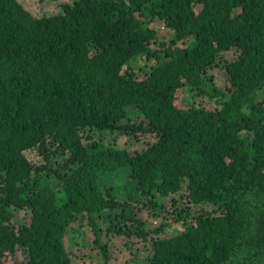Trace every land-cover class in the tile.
I'll return each instance as SVG.
<instances>
[{
	"label": "trees",
	"instance_id": "trees-1",
	"mask_svg": "<svg viewBox=\"0 0 264 264\" xmlns=\"http://www.w3.org/2000/svg\"><path fill=\"white\" fill-rule=\"evenodd\" d=\"M62 7L36 17L0 0V264L18 249L27 260L15 264H75L86 250L73 246L86 240L74 223L93 231L108 259L101 223L123 204L118 217L147 237L126 212L131 203L101 185L123 168L136 192L129 198L183 227L152 238L149 264H264V0ZM230 50L222 89L208 71ZM186 93L212 108L185 104ZM107 131L156 138L135 153L85 142ZM14 209L30 210V221L15 224Z\"/></svg>",
	"mask_w": 264,
	"mask_h": 264
},
{
	"label": "rangeland",
	"instance_id": "rangeland-1",
	"mask_svg": "<svg viewBox=\"0 0 264 264\" xmlns=\"http://www.w3.org/2000/svg\"><path fill=\"white\" fill-rule=\"evenodd\" d=\"M22 5L30 11L34 16H44V15H55L62 12V4L65 2H73V0H18ZM158 29V34L170 38L172 32L165 29L162 21H154L152 23ZM234 50L222 52L221 57L217 60L215 66H213L209 71V75L212 77L211 83L224 89L228 83V76L224 68V60H231L236 56ZM144 65V59L140 58L137 61L135 67L139 68ZM143 72L140 71V75ZM187 88H185L186 90ZM185 104L196 103L202 101L203 105L207 108H212L213 104L207 102V98L204 95L193 96L192 93L185 94ZM133 115V114H132ZM134 118V117H133ZM154 134H141L132 135L123 132H95L92 133L91 140H85L86 143H91L96 140L104 146L112 145L117 148H127L130 152L135 153L145 148L148 143L155 140ZM28 155L35 162H41L42 159L39 157L35 150H29ZM52 178H46V180H51ZM101 185L112 186L115 193L116 199L124 202L128 201L131 203L132 207L126 208V212L129 215H136L141 221V226L149 234L147 237L139 235L137 232V225L132 220H121L118 216L123 210L124 204L116 210L108 211L109 221H103L101 227L104 228L102 231V240L108 245L107 252L109 258L105 259L103 257L101 249L97 246L93 239V231H90L87 226H80L79 223H74L72 226H76L77 231L74 233L81 235V237L86 240L85 244L82 239L76 240L73 249L75 251L85 248V253L77 257L75 264H149L150 257L153 254L152 249V238L169 237L178 232H180L183 227L181 223L177 222L174 217H167L165 212L158 215L154 214L152 208H150L145 203H137L133 197L136 195L135 189L133 188V182L129 178V168H123L122 170L111 173L103 174L101 177ZM200 205L194 206V208H199ZM15 210V224L18 223H28L30 221V210L28 209H14ZM118 223L120 226L115 225L116 229L127 228L133 233L127 235L128 233L117 232L116 229L113 230L114 233H108L107 227L113 226V224ZM72 233L67 234L65 237V243L67 246L70 245L72 240ZM90 244V247H87ZM27 260V257L21 249H18L17 254L12 256L8 255L3 259V264H15L23 263Z\"/></svg>",
	"mask_w": 264,
	"mask_h": 264
}]
</instances>
